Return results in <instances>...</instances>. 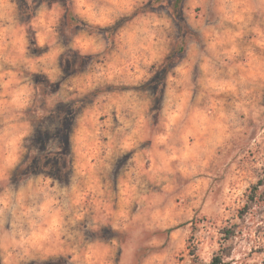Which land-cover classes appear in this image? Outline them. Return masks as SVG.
<instances>
[{
  "label": "clouds",
  "instance_id": "obj_1",
  "mask_svg": "<svg viewBox=\"0 0 264 264\" xmlns=\"http://www.w3.org/2000/svg\"><path fill=\"white\" fill-rule=\"evenodd\" d=\"M0 264H264V0H0Z\"/></svg>",
  "mask_w": 264,
  "mask_h": 264
}]
</instances>
